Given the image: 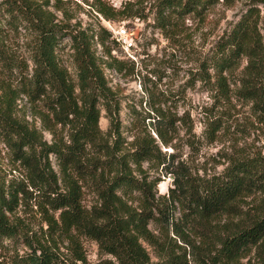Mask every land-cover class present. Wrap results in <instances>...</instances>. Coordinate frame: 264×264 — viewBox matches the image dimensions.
Here are the masks:
<instances>
[{
	"label": "trees",
	"instance_id": "16d2710c",
	"mask_svg": "<svg viewBox=\"0 0 264 264\" xmlns=\"http://www.w3.org/2000/svg\"><path fill=\"white\" fill-rule=\"evenodd\" d=\"M220 1L160 0L157 25L167 28L174 18L200 13ZM51 6V0H2L0 5L9 14V22L25 20L36 33L32 100L47 98L48 108L54 111L58 122L71 125L68 141L49 144L35 126L15 115V96L9 95L0 107V136L13 149L15 161L29 172L26 183L6 185L0 181V238L27 248L23 253L17 250L9 264H87L81 236L94 239L102 252L115 258L116 262L110 264H187L177 254L160 261L151 259L144 242L159 248L164 243L150 225L161 223L185 240V226L207 227L224 214L233 219L218 239L219 252L211 259L201 256L199 264L238 262L253 248L264 264V158H237L218 175L192 174L174 151L163 150V146H174L178 123L184 119L161 103L157 105L152 92V109L149 114L146 112L139 131L128 140L122 127L121 98L109 86L103 63L119 72L135 73L136 61L112 55L105 46L112 33L103 26L82 29L63 20L56 22ZM93 6L106 18L114 14V8L101 0ZM260 6L264 7V0L247 2L240 19L217 42L212 66L218 90L225 97L230 93L225 72L246 58L239 94L253 101L264 114V14ZM96 36L106 47L109 60L105 61L94 49ZM66 38L71 39L74 51L77 84L71 81L56 52L57 45ZM144 76L148 80V75ZM102 109L110 119L105 134L99 128ZM221 124L220 120L211 121L213 133ZM51 154L58 160L61 178L51 165ZM153 167L173 176L164 199L157 191L161 178L149 173ZM80 182L90 185L98 196V202L90 209L84 207ZM29 186L37 191L36 198ZM253 194H260L256 209L240 214L236 201ZM38 198L53 211L46 213V234L41 238L22 236L19 218H15L17 209L21 202ZM178 208L182 212L179 218ZM62 238L68 239L74 259L61 250Z\"/></svg>",
	"mask_w": 264,
	"mask_h": 264
},
{
	"label": "rangeland",
	"instance_id": "374dc122",
	"mask_svg": "<svg viewBox=\"0 0 264 264\" xmlns=\"http://www.w3.org/2000/svg\"><path fill=\"white\" fill-rule=\"evenodd\" d=\"M101 1L114 8V14L110 18L97 12V8L93 6L96 0H51L53 6L49 8L55 13L56 22L63 20L78 28L98 29L103 26L111 32L119 25L126 24L132 29L138 42V55L134 60L137 71L119 72L115 67L103 63L109 86L121 98L120 115L124 135L128 140L139 131L146 112L149 114L152 109L149 101V93L152 92L157 105L161 103L163 107L170 108L184 119L178 123L174 146H163V150L174 151L178 161L192 174L203 177L218 175L237 158H264V114L253 101L239 94L246 74L247 59L243 58L231 71L225 72L230 91L225 97L218 90L212 66L217 42L240 19L249 0H234L231 3L221 0L200 13L174 18L171 26L167 28L157 25L160 0ZM56 4L61 8L55 6ZM260 10L263 15L264 7L260 6ZM9 19V14L0 7V107L6 104L5 99L9 95L15 96V115L18 118L35 126L49 144L68 141L71 125L58 122L54 111L48 108L47 98H31L30 90L34 86L36 68L32 59L36 33L25 20L11 23ZM71 45V39L66 38L57 45L56 52L60 64L68 70L71 81L77 84L78 70ZM105 46L111 49L112 55L113 50L118 55H123L122 48L114 43L112 35ZM105 46L97 40V36L94 38V49L106 61L110 58L106 54ZM108 68L113 69V76L107 72ZM144 75H148V80ZM213 120H220L222 123L215 133L211 125ZM109 127L110 119L106 110L102 109L99 128L105 134ZM49 159L61 178V168L56 156L51 154ZM42 162H45L44 158ZM149 173L153 177L161 178L157 191L158 196L164 199L172 186L173 176L158 167L150 168ZM28 175L27 168L15 161L13 149L0 136V181H5L6 185L17 181L26 183ZM80 183L84 207L90 209L98 202V196L90 185ZM29 188L34 197L38 195L34 187ZM259 200L260 194L238 199L236 205L240 214L245 215L256 209ZM133 203L137 205V202ZM47 211L53 213L39 198L21 202L15 215V218H19L20 235L43 237L48 227L45 221ZM58 214L59 212L56 213ZM181 215V209L178 208L176 216L179 218ZM232 219V216L224 214L207 227L194 229L193 226H185L186 239H190V242L178 237L172 228L153 222L150 228L162 239L165 247H154L146 242L144 245L153 261L177 254L187 264H199L201 256L211 259L218 254V239ZM80 242L87 264L116 262L111 255L102 252L94 239L81 236ZM60 247L70 259H74L68 239L62 238ZM17 250L23 253L27 248L17 245L13 240L0 238L1 262L9 264ZM209 254L211 255L208 256ZM218 264H222V261ZM225 264L263 263L253 248L238 262Z\"/></svg>",
	"mask_w": 264,
	"mask_h": 264
},
{
	"label": "built area",
	"instance_id": "2783aa9c",
	"mask_svg": "<svg viewBox=\"0 0 264 264\" xmlns=\"http://www.w3.org/2000/svg\"><path fill=\"white\" fill-rule=\"evenodd\" d=\"M113 39L118 43V46L122 48L123 55H118L116 50H113L114 56L120 59H133L136 60L138 55V42L132 29L126 24L119 25L116 29L111 31ZM107 72L112 75L113 69L108 68Z\"/></svg>",
	"mask_w": 264,
	"mask_h": 264
}]
</instances>
